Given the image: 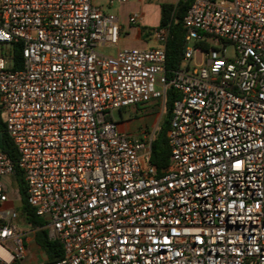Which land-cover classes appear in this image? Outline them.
Returning a JSON list of instances; mask_svg holds the SVG:
<instances>
[{
  "label": "built area",
  "instance_id": "1",
  "mask_svg": "<svg viewBox=\"0 0 264 264\" xmlns=\"http://www.w3.org/2000/svg\"><path fill=\"white\" fill-rule=\"evenodd\" d=\"M124 1L0 0V108L17 154L0 151V264H34L38 228L22 231L2 181L16 166L62 250L36 264H264V0H191L172 71L168 27L147 33L156 47L102 51L122 32L104 7ZM167 89L178 97L156 169L153 134L119 131L111 112L164 104Z\"/></svg>",
  "mask_w": 264,
  "mask_h": 264
},
{
  "label": "trees",
  "instance_id": "2",
  "mask_svg": "<svg viewBox=\"0 0 264 264\" xmlns=\"http://www.w3.org/2000/svg\"><path fill=\"white\" fill-rule=\"evenodd\" d=\"M191 4V0H179L175 5L169 3L160 4V16L158 28L168 27L169 35L165 43L166 63L165 68L168 71L175 70L179 67L184 51V29L182 19ZM21 46L19 44L12 48L13 68L17 69L22 66ZM178 94L173 89H167L164 108L166 110L162 123L158 130L157 137L151 142V164L156 169L165 168L168 164L170 150L167 144L166 134L169 130L171 120V109L173 101ZM0 151L5 153L8 158L15 163L17 160L16 151L4 132V124L0 108ZM14 181L19 195L18 211L21 220L28 223L38 230L34 234L36 245L46 255V262L52 263L62 257L61 246L58 242L48 238L47 230L44 228L45 221L35 215L34 210L26 202V187L23 176L16 166Z\"/></svg>",
  "mask_w": 264,
  "mask_h": 264
},
{
  "label": "rangeland",
  "instance_id": "3",
  "mask_svg": "<svg viewBox=\"0 0 264 264\" xmlns=\"http://www.w3.org/2000/svg\"><path fill=\"white\" fill-rule=\"evenodd\" d=\"M177 1L178 0H143L141 3H138L135 0H127L124 2H115L111 6H105V12L114 14L122 25L121 39L118 45L119 49L139 48L131 43L132 30L140 28L143 32L145 31L146 34L149 33V31L153 30L158 24L159 4L162 2L176 3ZM133 14L141 15V20L136 25H130L128 22L129 17ZM147 37L151 38L149 35ZM188 46H192L191 42L188 43ZM118 47L104 48L102 51L112 54L118 49ZM147 47H149L148 44H145L143 48ZM225 51L227 57H232L233 46L230 43H226ZM8 53H12V50H7V54ZM165 112L166 110L161 102H150L143 107L135 108L132 106L124 109L122 112V118L124 121L129 120L132 130L134 133H138L137 135L140 137L144 135V131L148 132L151 129L155 120L154 123L158 127L153 134L154 139L157 137ZM111 116L113 120L120 121L119 111H112ZM2 181L8 188L9 198L12 200H19L14 177H6L3 178ZM15 205H19V203L16 202ZM20 226L25 233L33 230L31 226L23 223H21ZM28 238L30 239V244L28 243L29 245L27 244L25 246V261L34 264L46 262V255L35 246V242L33 241L34 234H29Z\"/></svg>",
  "mask_w": 264,
  "mask_h": 264
},
{
  "label": "crops",
  "instance_id": "4",
  "mask_svg": "<svg viewBox=\"0 0 264 264\" xmlns=\"http://www.w3.org/2000/svg\"><path fill=\"white\" fill-rule=\"evenodd\" d=\"M162 3H169V4H173V5L176 4V3H171V2H162ZM162 3H160V4H162ZM160 4H159V6H160ZM159 16H160V7H159ZM158 23H159V19H158ZM156 26H158V24ZM131 43L134 46H137L139 48H143L145 46V44H148L149 47H147V48L156 47L158 45L157 42L155 40H153V38L147 37V35L144 34L143 30H141L140 28H136V29H133L132 30ZM118 45H119V43H118ZM118 45L116 47H118ZM118 49H119V47H118ZM143 49H145V48H143ZM153 103H157V102L153 101ZM146 105L147 104H145L143 106H146ZM143 106H133V107L139 108V107H143ZM123 110L124 109L119 110L120 121H117V125H118L119 131H121L123 133H126V134H129V135L138 136L137 135L138 133H134V131L132 130L131 124H130L129 120H127V121H124L123 120V118H122V112H123ZM154 122H155V120H154ZM154 122H153V125H152L151 129L148 132H145V131L143 132L144 135H145V133H146V135L147 134H154L155 129H157V127H158L157 125H155ZM144 135H142V136H144ZM33 241L35 242L34 239H33ZM28 243L30 244V239H29V242ZM35 246L39 249V247L36 245V243H35Z\"/></svg>",
  "mask_w": 264,
  "mask_h": 264
}]
</instances>
